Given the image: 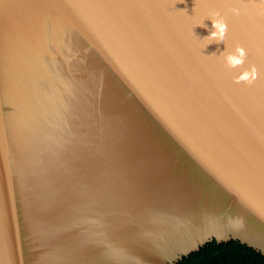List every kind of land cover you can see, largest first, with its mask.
I'll return each mask as SVG.
<instances>
[{
	"label": "water",
	"instance_id": "obj_1",
	"mask_svg": "<svg viewBox=\"0 0 264 264\" xmlns=\"http://www.w3.org/2000/svg\"><path fill=\"white\" fill-rule=\"evenodd\" d=\"M231 239L264 255V0H0V264Z\"/></svg>",
	"mask_w": 264,
	"mask_h": 264
},
{
	"label": "trees",
	"instance_id": "obj_2",
	"mask_svg": "<svg viewBox=\"0 0 264 264\" xmlns=\"http://www.w3.org/2000/svg\"><path fill=\"white\" fill-rule=\"evenodd\" d=\"M175 264H264V255L235 239L221 243L213 240Z\"/></svg>",
	"mask_w": 264,
	"mask_h": 264
},
{
	"label": "clouds",
	"instance_id": "obj_3",
	"mask_svg": "<svg viewBox=\"0 0 264 264\" xmlns=\"http://www.w3.org/2000/svg\"><path fill=\"white\" fill-rule=\"evenodd\" d=\"M213 26L215 28V31L211 33V37L214 39H217L218 41H223V38L227 31V26L222 20H218L213 23ZM246 59V52L242 47H237L234 52L227 53L225 56L226 65L229 68H236L240 65H242L245 62ZM255 74V69H253V76ZM240 80H248L249 74L244 73L240 78ZM251 82V81H249Z\"/></svg>",
	"mask_w": 264,
	"mask_h": 264
}]
</instances>
